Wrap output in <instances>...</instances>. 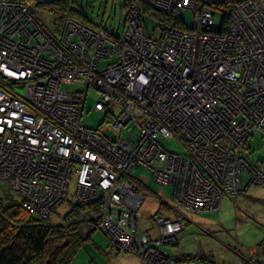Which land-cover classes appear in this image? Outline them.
Wrapping results in <instances>:
<instances>
[{
  "label": "built area",
  "instance_id": "2783aa9c",
  "mask_svg": "<svg viewBox=\"0 0 264 264\" xmlns=\"http://www.w3.org/2000/svg\"><path fill=\"white\" fill-rule=\"evenodd\" d=\"M149 1L168 15L190 10L192 26L169 18L149 35L131 3L120 31L70 18L55 31L31 4L0 0V181L44 218L74 175L76 203L101 212L90 228L149 264H176L159 245L176 244L184 212L213 211L223 191L264 185L247 148L264 133V0ZM90 89V110L104 117L95 127L82 122ZM138 166L171 185L176 207L161 199L168 208L151 226L136 213L148 190L129 173Z\"/></svg>",
  "mask_w": 264,
  "mask_h": 264
},
{
  "label": "rangeland",
  "instance_id": "374dc122",
  "mask_svg": "<svg viewBox=\"0 0 264 264\" xmlns=\"http://www.w3.org/2000/svg\"><path fill=\"white\" fill-rule=\"evenodd\" d=\"M75 1L85 9L87 15L95 22H102L111 31L121 30L124 20V11L120 7L121 0ZM157 3H166V0H159ZM175 10L176 7L171 8V12ZM33 13L42 24L49 26L51 17L37 11V9H34ZM181 15L185 24L191 27L193 23L192 12L190 10H182ZM143 19L147 33L149 34L151 29L155 28L157 22L147 15H144ZM217 21H219V15H217ZM14 90L21 94L23 88L21 86H14ZM94 100L95 95L90 90L85 101L84 115L82 117V122L90 127H95L99 122L104 120L102 112L90 110ZM164 144L170 149L183 151L182 144L176 139L165 140ZM247 147L252 159L261 162L264 167V133L262 130L256 129L253 132L252 136L247 140ZM129 173L134 178L146 180L145 185L148 190L143 191L144 199L139 204L136 213L138 215L150 216L144 219V225L148 224V226H151L154 220L152 217L161 211L159 209L160 199H165L169 204L173 205L171 202V187L170 185H165L163 188H160V183L152 178L148 169L142 166L130 168ZM63 197L57 204L52 206L54 211L49 215V221L60 222L62 216L70 209L71 205L76 203L74 175L70 178L66 195ZM261 199H264V185L249 184L248 186H243L240 192H235L233 188L226 192L223 191L219 198L217 209L213 211L208 210L204 213L184 212L187 223L186 226L184 224L183 229L176 235L178 242L175 245H159V248L171 255L189 253L198 256L203 254L221 264H258L250 256L248 257V255L252 252L257 255V245L264 240V203L261 202ZM87 228L86 222L80 225V230H83L84 233L87 231ZM91 235L92 240H107L110 243L109 238L100 229H95ZM89 244L92 245L91 242ZM110 245L113 249H118L124 254L134 255L142 263L149 264L143 258H139L129 251L121 250V245H112V243ZM85 250V247L80 248L76 253L73 259L76 264L87 263ZM174 261L176 264L187 263V261L185 263L177 262L175 259ZM199 263L200 261L197 257L188 262V264ZM201 263H204V261Z\"/></svg>",
  "mask_w": 264,
  "mask_h": 264
},
{
  "label": "trees",
  "instance_id": "16d2710c",
  "mask_svg": "<svg viewBox=\"0 0 264 264\" xmlns=\"http://www.w3.org/2000/svg\"><path fill=\"white\" fill-rule=\"evenodd\" d=\"M18 1L31 4L33 10L37 9V11L51 17L49 24L53 26L55 31H59L64 20L68 18L91 27H105L102 22L97 23L91 19L85 9L78 5L75 0ZM131 3H136L137 7L143 10V17L144 15L150 16L157 22L149 35H154L153 31H159L162 25L169 21V18L175 26L186 29L181 11L187 9H176L171 12V15H168L153 6L149 0H121L120 7L124 11L123 25L126 11ZM224 18L225 14H222L223 22ZM104 63L106 62L104 61ZM90 90L87 91V95ZM248 153L250 155L249 150ZM253 161L261 164L259 161ZM242 181H247L245 173H242ZM261 202L264 203V199H261ZM167 208L165 203H159L160 210L165 211ZM53 211L52 209L44 218H40L35 212H27L20 204L19 195L0 181V264H71L78 250L86 246L90 240L91 232L95 230L89 225L100 220L101 212L98 203H74L62 216L60 222L48 220ZM83 222H86L88 226L85 233L80 230V225ZM257 246V253L260 252L264 255V240ZM257 255L258 257L261 256L260 254ZM173 257L177 262L191 261L197 257L201 258L200 261L209 264L216 263L209 256L204 255L198 257L189 253H177ZM255 262L260 263L259 261Z\"/></svg>",
  "mask_w": 264,
  "mask_h": 264
},
{
  "label": "crops",
  "instance_id": "0c3cea01",
  "mask_svg": "<svg viewBox=\"0 0 264 264\" xmlns=\"http://www.w3.org/2000/svg\"><path fill=\"white\" fill-rule=\"evenodd\" d=\"M186 223H187V221L185 218V226H186ZM91 234H92V232H91ZM91 234H90L89 242H87L86 246H84L86 249L85 252L87 254V263H84V264H88V263H93V264H145V263H142V261L140 259H138L137 257H135L134 255L124 254L122 251H120L118 249L117 250L113 249L107 240H102V241L92 240ZM90 242L92 243V245L89 244ZM177 242H178V240H177ZM87 244L89 247L87 246ZM257 254H260L261 256L258 257L255 253L252 252V253H249L248 257L250 256V258H252L253 261H259L260 263H264V255L261 254L260 252ZM199 256H201V255H198V257ZM204 256H206V255H204ZM73 259L71 261V264H76ZM200 260H201V258L199 259V261ZM188 262L189 261H187L186 264H188ZM200 262H202V261H200ZM213 262H215V261L213 260ZM219 264H221V263H219Z\"/></svg>",
  "mask_w": 264,
  "mask_h": 264
},
{
  "label": "bare ground",
  "instance_id": "6f19581e",
  "mask_svg": "<svg viewBox=\"0 0 264 264\" xmlns=\"http://www.w3.org/2000/svg\"><path fill=\"white\" fill-rule=\"evenodd\" d=\"M165 185H170V184H168V183H165V184L163 185V187H164ZM170 187H171V185H170ZM160 202H161V199H160ZM77 204H79V203H77Z\"/></svg>",
  "mask_w": 264,
  "mask_h": 264
}]
</instances>
